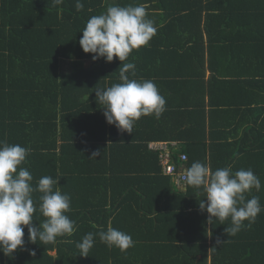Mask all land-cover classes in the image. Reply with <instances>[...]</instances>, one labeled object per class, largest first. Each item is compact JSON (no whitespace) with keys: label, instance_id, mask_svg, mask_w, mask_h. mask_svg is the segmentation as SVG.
<instances>
[{"label":"trees","instance_id":"trees-1","mask_svg":"<svg viewBox=\"0 0 264 264\" xmlns=\"http://www.w3.org/2000/svg\"><path fill=\"white\" fill-rule=\"evenodd\" d=\"M81 2L77 11L76 0H0V140L31 150L21 167L33 187L60 178L76 229L45 245L29 242L23 226L24 246L0 252V264H264V0ZM113 4L143 5L156 34L127 61H93L82 30ZM126 62L136 66L130 78L154 81L166 100L159 119L142 116L132 133L106 122L94 92L120 83ZM155 141L179 143L177 172L197 161L212 171L251 169L261 189L246 198L258 196L262 208L251 227L232 236L224 231L231 218L208 224L203 190L175 186L149 149ZM33 219L45 218L37 211ZM108 227L134 246L109 248L95 236L81 256L84 235Z\"/></svg>","mask_w":264,"mask_h":264},{"label":"clouds","instance_id":"clouds-1","mask_svg":"<svg viewBox=\"0 0 264 264\" xmlns=\"http://www.w3.org/2000/svg\"><path fill=\"white\" fill-rule=\"evenodd\" d=\"M63 0H52L53 6ZM76 10L84 8L81 0H76ZM143 5L113 4L106 11L92 16L82 30L79 44L84 53L92 54V60L104 58L112 62L114 58L127 61L134 49L146 46L156 34L157 28ZM135 64L121 63L119 67L120 83L106 88H96V100L103 105L106 122L120 131L132 133L134 124L142 116H154L159 119L165 111L166 100L160 94L152 80H137ZM131 70V71H130ZM130 73V75H129ZM30 149L19 144H8L0 140V252L9 256L24 246V227H27L28 240L43 244L55 243L57 237L72 235L75 221L66 213L70 211L71 198L59 190V179L43 176L32 186L33 176L21 167L30 155ZM94 152L92 157L99 155ZM186 183L202 189L206 198L199 202L201 211L208 213L207 223L218 220L221 224L231 218V226L225 233L235 236L244 228H250L262 211L258 196L246 198L252 189L260 191L261 181L251 169L210 167L199 161L193 162L185 175ZM38 192L37 208L33 193ZM39 213L45 218L39 225L33 224V214ZM247 221V223H245ZM98 236L107 247H116L126 251L134 246L131 235L108 227L106 231L89 232L77 244L81 256H88L94 246V237ZM217 245L224 242L220 239ZM35 256V252H31Z\"/></svg>","mask_w":264,"mask_h":264},{"label":"built area","instance_id":"built-area-1","mask_svg":"<svg viewBox=\"0 0 264 264\" xmlns=\"http://www.w3.org/2000/svg\"><path fill=\"white\" fill-rule=\"evenodd\" d=\"M149 149L159 154L164 167V173L173 177L175 186L181 190L185 188V175L187 171L177 172L178 165L173 160L174 153L179 150V143L175 141H155L149 144ZM179 158V163H184L188 160L186 154H180Z\"/></svg>","mask_w":264,"mask_h":264},{"label":"crops","instance_id":"crops-1","mask_svg":"<svg viewBox=\"0 0 264 264\" xmlns=\"http://www.w3.org/2000/svg\"><path fill=\"white\" fill-rule=\"evenodd\" d=\"M239 129H240V131H241V134H242V135H245V133H246L245 130H246V129H244L243 126H241Z\"/></svg>","mask_w":264,"mask_h":264}]
</instances>
